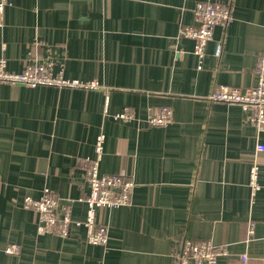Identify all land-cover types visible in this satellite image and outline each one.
I'll use <instances>...</instances> for the list:
<instances>
[{"label": "crops", "instance_id": "crops-1", "mask_svg": "<svg viewBox=\"0 0 264 264\" xmlns=\"http://www.w3.org/2000/svg\"><path fill=\"white\" fill-rule=\"evenodd\" d=\"M199 1L232 13L214 27L201 62L179 34L195 25ZM263 51L264 0H9L0 26L8 71L51 61L54 72L98 86L0 82V264H174L184 239L225 247L216 264H264V150L255 149L264 130L239 105L208 97L219 84L252 86ZM159 106L172 120L152 126L148 111ZM124 107L133 119L116 118ZM101 132L100 172L135 184L131 204L97 211L106 244L87 243L82 227L67 238L38 232L22 200L46 187L84 218V168ZM9 243L18 254L4 252Z\"/></svg>", "mask_w": 264, "mask_h": 264}, {"label": "built area", "instance_id": "built-area-1", "mask_svg": "<svg viewBox=\"0 0 264 264\" xmlns=\"http://www.w3.org/2000/svg\"><path fill=\"white\" fill-rule=\"evenodd\" d=\"M9 0H0V26L3 23L4 10ZM195 25L179 28V34L194 41L193 52L201 62L205 54L207 42L212 39L213 29L216 25L227 26L231 21L232 13L227 4L220 2L199 1L193 8ZM221 44L216 43L214 54L219 57ZM201 65L199 64L198 67ZM255 83L245 89L235 86L219 84L209 94L213 101L237 104L242 110L249 113V120L256 130H264V51L261 52L254 64ZM0 82L9 84H22L26 86H55V87H84L95 88L96 81H85L65 77L53 71L51 61L42 62L30 60L24 69L12 72L6 69L5 60L0 58ZM116 118L129 121L134 118L133 111L124 107L116 113ZM172 111L167 106L153 107L148 111L146 121L152 126H164L171 122ZM104 134H97L94 142L95 157L87 160L85 164V180L88 188L87 194L80 200L85 204L83 219L72 216L71 200L60 204L56 195L49 188H44L37 197L25 196L22 206L37 214V231L43 234L57 235L67 238L74 228L82 227L85 230V241L93 245H105L108 238L107 226L97 220V211L101 208H116L131 204L134 182L123 174H105L100 172L98 161L102 155ZM257 151L264 150V144L257 143ZM258 166L253 162L249 169V187L255 193L261 186L257 182ZM252 234V222L247 227V235ZM20 251L17 243H9L4 252L15 255ZM226 254L225 247H217L210 240L184 239L173 253L174 264H216L221 255ZM242 260L245 255L240 256Z\"/></svg>", "mask_w": 264, "mask_h": 264}, {"label": "rangeland", "instance_id": "rangeland-1", "mask_svg": "<svg viewBox=\"0 0 264 264\" xmlns=\"http://www.w3.org/2000/svg\"><path fill=\"white\" fill-rule=\"evenodd\" d=\"M39 61L46 62V61H43V60H39ZM31 197H32V196H31Z\"/></svg>", "mask_w": 264, "mask_h": 264}]
</instances>
